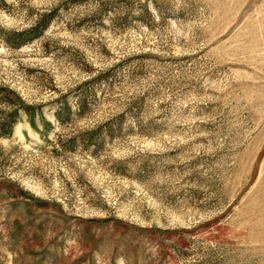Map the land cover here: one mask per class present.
<instances>
[{"label": "rangeland", "instance_id": "rangeland-1", "mask_svg": "<svg viewBox=\"0 0 264 264\" xmlns=\"http://www.w3.org/2000/svg\"><path fill=\"white\" fill-rule=\"evenodd\" d=\"M0 264H264V0H0Z\"/></svg>", "mask_w": 264, "mask_h": 264}, {"label": "trees", "instance_id": "trees-1", "mask_svg": "<svg viewBox=\"0 0 264 264\" xmlns=\"http://www.w3.org/2000/svg\"><path fill=\"white\" fill-rule=\"evenodd\" d=\"M41 26H42V28H39V30H40V29L42 30V29L44 28L45 24H41Z\"/></svg>", "mask_w": 264, "mask_h": 264}]
</instances>
